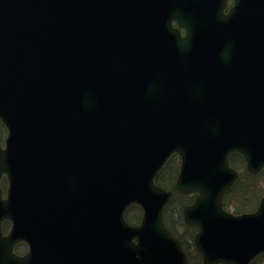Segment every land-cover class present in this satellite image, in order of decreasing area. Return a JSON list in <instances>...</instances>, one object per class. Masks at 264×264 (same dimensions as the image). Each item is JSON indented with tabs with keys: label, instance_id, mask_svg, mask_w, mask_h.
Returning <instances> with one entry per match:
<instances>
[{
	"label": "water",
	"instance_id": "water-1",
	"mask_svg": "<svg viewBox=\"0 0 264 264\" xmlns=\"http://www.w3.org/2000/svg\"><path fill=\"white\" fill-rule=\"evenodd\" d=\"M187 2L0 0V264H190L164 224L173 191L197 194L183 216L203 264L264 252V196L254 213L223 203L230 154L264 167V48L246 65L219 18L199 62ZM174 154L168 191L154 180Z\"/></svg>",
	"mask_w": 264,
	"mask_h": 264
},
{
	"label": "flooded vegetation",
	"instance_id": "flooded-vegetation-1",
	"mask_svg": "<svg viewBox=\"0 0 264 264\" xmlns=\"http://www.w3.org/2000/svg\"><path fill=\"white\" fill-rule=\"evenodd\" d=\"M187 6L188 17L194 32V50L199 62L203 60V56L210 53L208 23L218 21L221 17L224 20L218 26H223L233 35H241V48L246 65L255 64L258 69L260 68L261 52L264 48V0H188ZM172 26L180 28L181 35L185 36L186 29L180 27L177 18L173 19ZM235 155L241 164H246L241 154ZM257 206L252 211H255ZM192 248L194 256L202 263V255L197 248ZM19 253L24 254V251L19 250Z\"/></svg>",
	"mask_w": 264,
	"mask_h": 264
},
{
	"label": "trees",
	"instance_id": "trees-1",
	"mask_svg": "<svg viewBox=\"0 0 264 264\" xmlns=\"http://www.w3.org/2000/svg\"><path fill=\"white\" fill-rule=\"evenodd\" d=\"M235 156L232 155L231 158V163L232 166L239 170H242L241 176L239 178V181L236 183L235 186H233L225 195V200H224V206L227 209H232L234 213H244L248 212L251 209L255 208L258 203L259 199L262 198L264 195V170L260 172L257 175H252L250 174L246 169H244L243 164L238 162ZM177 156L172 157L170 160L169 164L162 170V173L158 178L156 179V184L169 189L174 186V182L176 179V175L178 174L179 166L180 163L179 161H176ZM166 176L165 180H161L162 176ZM193 195L187 194V193H181V194H176L174 199L178 202L179 205H184V204H189L192 202ZM140 216H141V210L139 207L132 206L127 211V214L125 218H127L128 222L130 224H138L140 221ZM165 223L166 226L171 230V232H174L175 230L173 227L169 225L170 223V218L167 214V210L165 211ZM173 219L176 220V225L179 228L186 227V231L190 233V238L187 240L182 239L184 244L187 245H192L193 247V242H194V237L193 234L196 230V227H189L184 223L183 216H182V209L179 210V212L175 213L173 216ZM9 223L6 222L4 225V231L8 229ZM189 237V236H188ZM192 264H199L197 259L191 260ZM264 254L261 255L260 258L256 259L253 263L251 264H264Z\"/></svg>",
	"mask_w": 264,
	"mask_h": 264
},
{
	"label": "rangeland",
	"instance_id": "rangeland-1",
	"mask_svg": "<svg viewBox=\"0 0 264 264\" xmlns=\"http://www.w3.org/2000/svg\"><path fill=\"white\" fill-rule=\"evenodd\" d=\"M0 128H1L0 135H1L2 146H3L4 141H5L6 137H7V135H6L7 134V130H6V128L4 126H2ZM176 161H179V158H176ZM179 163H180V161H179ZM165 179H166V176L163 175L161 180H165ZM175 199L171 202V204H169V206L167 208V214L170 216V225H171V227H174L176 232L179 233L180 236H183V234L185 232L184 229L179 228L176 225V221L173 222V220H172V216H174L175 213L179 212V210L182 208V206L179 205L178 202ZM232 209H231V211H233ZM21 249H24V248H21Z\"/></svg>",
	"mask_w": 264,
	"mask_h": 264
}]
</instances>
